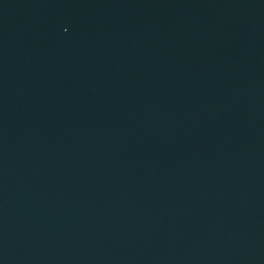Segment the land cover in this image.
<instances>
[{
	"label": "water",
	"instance_id": "obj_1",
	"mask_svg": "<svg viewBox=\"0 0 264 264\" xmlns=\"http://www.w3.org/2000/svg\"><path fill=\"white\" fill-rule=\"evenodd\" d=\"M0 264H264V0H0Z\"/></svg>",
	"mask_w": 264,
	"mask_h": 264
}]
</instances>
